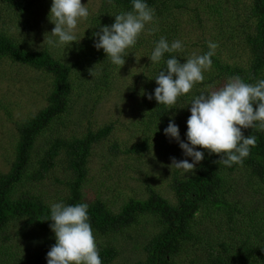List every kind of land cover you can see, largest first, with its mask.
Listing matches in <instances>:
<instances>
[{
	"label": "trees",
	"instance_id": "16d2710c",
	"mask_svg": "<svg viewBox=\"0 0 264 264\" xmlns=\"http://www.w3.org/2000/svg\"><path fill=\"white\" fill-rule=\"evenodd\" d=\"M229 1H232L235 8L239 0ZM247 1L249 3L243 6L244 13L238 17L237 25L234 26V22L229 21V27L226 28L231 31V28L240 25L243 30L248 27L253 32V35H248L247 38V48L251 56L250 67L230 68L217 54L211 57L214 69L209 74V78L207 79V75L203 73V81L194 84L191 90L215 82L219 80L217 77L221 78L222 75L239 77L243 82L251 84L264 79V0ZM146 2L154 9L155 18L152 23L146 25V30L141 33L137 41L139 47L151 42L152 49L149 50V55L161 37L167 42H172L176 38V34L180 33V22H184L187 16L192 18L194 23L203 22L199 20L200 10L190 5L191 0H146ZM51 3L52 0H0V7L5 6L3 9L0 8V60L6 61L5 67L9 64L14 68L25 67L43 72L53 80L47 106L35 116L17 125L18 141L15 147V159L7 174L0 173V236L7 232L13 222L21 224L23 229L38 231V234L43 236L42 239H45V234L53 233L49 227L52 223L50 206L42 196L23 190L28 184L35 190V186L47 179L57 168L58 162L64 159V170L66 174L69 173L68 178L65 179L68 196L64 204H88L87 211L94 236L109 237L124 232L138 225L142 218L152 216L157 219L162 230L144 247L145 259L135 264H179L178 257L191 251L189 246L200 245L201 239L197 233L199 223L207 219L216 222L215 216L222 215L224 218L220 224L224 226L227 219L231 227L236 215L244 213L243 209L233 206L230 202L234 193L253 186L257 187V192L252 196L264 200V130L258 127L242 129L244 136L255 138V143L250 146L248 156L239 164L233 163L227 166L220 160L219 155L209 154L207 150L201 149L204 159L196 166L193 173L180 175L182 170L175 168L173 183L170 185L174 194L173 201L163 198L148 186L149 196L146 200L131 199L122 206L120 212H115L102 200L87 202L84 189L93 150L96 145L110 137L113 126L108 125L96 131L90 129L83 136L71 138L58 136L38 150L39 140L48 133L53 124H63L62 117L71 111L69 108L73 88L72 71L82 63V58L85 57L83 52L90 50L88 41L93 38L92 32L89 31L85 36L86 41L78 45V57L81 61H62L55 58L48 50H30L22 43L24 38L30 37L31 33L42 32L45 21L54 28L50 14L45 18L41 14L45 6L51 7ZM204 7L208 9L209 5ZM131 10V0H105L99 14L93 15L90 23L98 27L110 26L114 23L115 15ZM216 11L219 13L218 8ZM106 16L108 17L104 20ZM242 16L245 17L246 23L241 21ZM8 23L17 25V36H22L21 40L14 39L13 35L8 34L5 27ZM183 54L174 51L165 53L164 56L167 57L166 60L170 56H176L183 63L189 58L184 54L183 59ZM101 56L103 57L104 54L101 53L95 59L99 60ZM111 71L112 69L106 65L103 77L109 76ZM157 74L152 77L140 75V78L147 81L145 84L147 92H139L143 96L142 105L146 113H151L148 122L145 123L147 129L144 132V140L141 139L140 142L131 145L126 154L141 156L142 153L148 152L149 145H153L150 136L151 126L163 120L172 111H176L175 107L170 110L169 107L173 105H159L155 99L147 98L154 93L152 87H157L154 79ZM157 134L163 137L164 145L169 150L173 149V154L168 156L182 160L183 157L177 156L179 144L167 138L164 133L157 132ZM112 151L117 153L118 148L114 147ZM164 153L167 155L166 151ZM241 172L244 175L239 183L234 175ZM227 195L230 196L227 198ZM251 210L257 209L252 207ZM260 213L264 218V212ZM202 245L208 255L207 264H264V220L259 221L257 227L252 225L250 233L246 231L243 237L232 239L229 235L228 238H222L216 246L212 243H202ZM98 250L102 264H112L119 255V252L111 247H98ZM45 261L46 253L39 254L36 264H46Z\"/></svg>",
	"mask_w": 264,
	"mask_h": 264
},
{
	"label": "rangeland",
	"instance_id": "374dc122",
	"mask_svg": "<svg viewBox=\"0 0 264 264\" xmlns=\"http://www.w3.org/2000/svg\"><path fill=\"white\" fill-rule=\"evenodd\" d=\"M191 1L190 5L200 10L199 20L203 22L194 23L189 16L184 22H180V33L176 34L174 40H180L183 47L175 52L187 54L189 58L202 55L209 51L207 43L212 41L218 45L214 57L218 54L223 63L230 68L240 66L248 69L251 65V56L247 48V38L248 35H253V32L248 27L243 30L240 25L237 28H231V31L226 27L229 21L234 22V26L237 25L238 17L244 13L243 6L249 2L239 0L234 8L232 1L229 0ZM81 3L86 4L89 15L78 22L74 30L77 42H72L71 47L64 49L63 46L53 47L48 44L47 41L52 38L50 34L53 29L48 21H45L42 32L31 33L30 37L24 38L22 43L33 51L48 50L55 58L62 61H81L78 57V45L86 41L87 32L90 31L93 34L99 31L100 27L93 26L90 19L93 15L99 14L105 0H81ZM203 4L209 5L208 9H205ZM0 8L3 9L5 6ZM217 8L219 13L216 11ZM41 14L45 18L47 14H50V7L45 6ZM241 21L246 23L245 17L242 16ZM234 26L231 25V27ZM244 26L247 25L244 24ZM5 27L14 39H22V36H17L18 28L15 23L5 24ZM88 42L90 50L83 52L85 57L82 58V63L73 69L71 75L73 83L69 108L71 111L62 117L63 124H53L48 133L39 140L38 150L58 136L63 138L83 136L90 129L96 131L112 125L113 131L110 137L96 145L93 150L84 189L85 200L89 203L102 200L115 212H120L122 206L131 199L146 200L149 196L147 190L149 186L163 198L173 201L174 194L170 185L173 183L175 167H171L173 157L168 156L173 154V149L169 150L164 145L163 137H160L157 132L162 134L170 118H173L179 128L180 139L187 142L186 121L190 116L188 109L192 99L201 93L218 90L231 77L222 75L221 78L217 77L219 80L178 97L176 103L169 107L176 108V111H172L168 114L169 116L166 115L163 120L151 126L150 136L153 145H149L150 150L142 153L141 156L129 155L126 154L129 147L140 142L141 139L144 140V132L147 129L145 123L148 122V116L151 113H146L142 105L143 96L139 92H147L145 88L147 81L140 78V75L152 77L155 73L157 74L165 68L167 57L163 56L162 60L154 65L148 58L150 56L148 52L152 49L151 42L146 43L144 47H139L137 41L133 47L126 50L125 63L117 66L110 62L102 49L97 50L93 46V38ZM101 53L104 56H101L99 60L95 59ZM5 62L0 60V173L3 174L9 172L15 159V147L18 141L17 125L35 116L47 106V99L53 88L52 78L43 72L25 67L14 68L10 64L5 67ZM105 64L112 71L109 76L103 77ZM4 68L5 71H3ZM213 69L211 64V67L203 72L207 75V79ZM152 89L154 92L155 88L152 87ZM114 147L118 148L117 153L112 151ZM197 150H201L199 146ZM177 156L191 162V158L185 157L180 147L177 149ZM175 158L180 160L178 157ZM61 160L49 177L35 186V190L28 184L23 191L42 196L49 206L57 202L64 203L68 196L65 179L68 178L69 173L66 174L64 170V159ZM179 174L185 173L181 171ZM243 175L241 172L235 174L234 178L240 183ZM254 192H257V187H245L230 198L233 206L244 210V213L236 215L231 222V227L227 219L224 226L220 224L224 218L222 215L215 216L216 222L207 219L199 223L197 233L201 239L200 245L189 246V250L193 252L181 254L178 257L179 264H207L208 255L202 243H212L216 246L222 238H228L229 235L232 239L243 237L246 231L250 233L252 225L257 227L259 221L263 222V214L260 212H264V204H262L264 200L253 197ZM228 196L230 195H227V198ZM252 207L257 210L252 211ZM161 230L162 227L157 219L149 216L142 218L138 225L124 232L109 237L94 236V238L97 247H111L119 252L112 264H135L145 259L144 247ZM44 236L45 239H42L43 236L39 235L38 231L23 229L21 224L16 222L11 223L7 232L0 236V264H36L37 256L47 254L55 243L54 233ZM45 263L47 264L46 261Z\"/></svg>",
	"mask_w": 264,
	"mask_h": 264
},
{
	"label": "clouds",
	"instance_id": "9594fccd",
	"mask_svg": "<svg viewBox=\"0 0 264 264\" xmlns=\"http://www.w3.org/2000/svg\"><path fill=\"white\" fill-rule=\"evenodd\" d=\"M132 10L115 15L114 23L100 27L94 32V47L103 50L110 62L117 66L125 63L126 50L133 47L138 37L146 30V25L154 21L155 12L146 0H131ZM81 0H52L50 21L54 24L49 45L71 47L77 42L74 30L78 22L89 15L88 8ZM45 41V40H44ZM209 41V51L195 55L181 63L176 56L165 61L166 67L155 76L157 87L149 95L160 105L171 106L177 98L188 94L193 85L203 81V72L211 67V57L217 48ZM180 40L169 44L164 37L155 43L148 57L158 64L165 53L182 49ZM190 116L186 121V141L180 139L178 126L170 118L163 129L167 138L175 140L185 157L171 158V167L185 174L193 173L196 166L209 154H217L225 165L239 164L248 156L255 138L244 136L242 129L258 127L264 130V79L256 83H245L239 77L229 78L218 90L201 93L189 104ZM255 105V109H254ZM171 109V108H170ZM88 204L67 205L57 202L50 205L49 227L54 233L55 243L46 254L47 264H102L88 216Z\"/></svg>",
	"mask_w": 264,
	"mask_h": 264
}]
</instances>
